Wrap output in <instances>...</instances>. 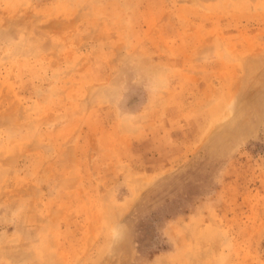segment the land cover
Returning a JSON list of instances; mask_svg holds the SVG:
<instances>
[{"label": "rangeland", "instance_id": "rangeland-1", "mask_svg": "<svg viewBox=\"0 0 264 264\" xmlns=\"http://www.w3.org/2000/svg\"><path fill=\"white\" fill-rule=\"evenodd\" d=\"M0 264H264V0H0Z\"/></svg>", "mask_w": 264, "mask_h": 264}]
</instances>
